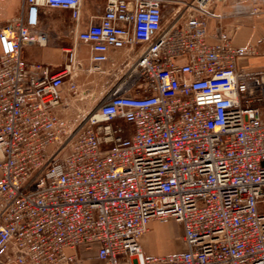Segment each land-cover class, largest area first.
<instances>
[{"label":"built area","instance_id":"2783aa9c","mask_svg":"<svg viewBox=\"0 0 264 264\" xmlns=\"http://www.w3.org/2000/svg\"><path fill=\"white\" fill-rule=\"evenodd\" d=\"M186 1L176 21L171 0H106L73 40L87 72L139 51L77 122L74 46L56 73L23 49L47 42L40 8L77 20L80 0H22L0 29V264H80L81 248L102 264H264V78L238 68L258 53L226 31L211 41L209 0ZM168 220L185 249L145 256L148 223Z\"/></svg>","mask_w":264,"mask_h":264},{"label":"crops","instance_id":"0c3cea01","mask_svg":"<svg viewBox=\"0 0 264 264\" xmlns=\"http://www.w3.org/2000/svg\"><path fill=\"white\" fill-rule=\"evenodd\" d=\"M106 0H80L79 17L73 20L70 11L63 9L40 8L39 23L37 31L44 33L47 42L44 46H28L23 49V57L29 63H41L46 65L51 72L60 71L67 62V50L74 46L76 61L80 62L81 68L76 71L77 76L89 74L88 49L89 46L80 42H73L77 33L87 29L90 25L99 22L104 13ZM22 0H0V29L4 24L15 18L21 8ZM206 8L212 14L207 18L206 26L209 39L213 40L216 31H226L235 47L253 46L257 50V56L242 59L238 62L240 66L253 63L249 68L251 72L264 75V0H209ZM256 10V12H254ZM165 16L171 18L170 5L165 9ZM214 16V17H213ZM83 49L85 52H83ZM139 47L111 51L108 61L100 65L97 74L106 79L112 67L118 63L126 69L133 61L134 55ZM256 63V64H255ZM120 66V65H119ZM117 70V69H116ZM77 77V83H78ZM114 83V82H113ZM107 90H113L112 84ZM127 134L130 126L124 125ZM176 222V221H175ZM177 234L174 237L176 248L164 252L160 247L145 245L148 231L138 240L141 251L147 257L159 255H171L183 251L185 247L178 245L176 240L182 234V226L176 222ZM79 257L82 264H102L95 254L94 248H81Z\"/></svg>","mask_w":264,"mask_h":264},{"label":"rangeland","instance_id":"374dc122","mask_svg":"<svg viewBox=\"0 0 264 264\" xmlns=\"http://www.w3.org/2000/svg\"><path fill=\"white\" fill-rule=\"evenodd\" d=\"M83 52H85L84 49ZM253 65V63H246L243 66L238 64V68L245 72H251L249 68ZM121 71H123V67L118 63L117 66L112 67L106 79L100 77L97 72L78 76L80 94L77 100L71 102V108L68 111L69 118L73 122H77L76 115L78 110L82 118L90 109H96L98 104L112 91L107 90V87L114 82L116 77H119V72ZM119 125L124 127V124L119 123ZM147 227L148 236L146 237L145 245L160 247L161 251L164 252H169L176 248L174 237L178 229L174 220L164 222L150 221Z\"/></svg>","mask_w":264,"mask_h":264},{"label":"flooded vegetation","instance_id":"af4514ba","mask_svg":"<svg viewBox=\"0 0 264 264\" xmlns=\"http://www.w3.org/2000/svg\"><path fill=\"white\" fill-rule=\"evenodd\" d=\"M170 10L175 13V20L178 21L182 14L185 12L186 8L192 4L190 1L186 0H171ZM130 67L123 69V71L119 72V77L114 79V83L112 84V89H117L120 85L124 83L125 78L128 76L130 72Z\"/></svg>","mask_w":264,"mask_h":264},{"label":"bare ground","instance_id":"6f19581e","mask_svg":"<svg viewBox=\"0 0 264 264\" xmlns=\"http://www.w3.org/2000/svg\"><path fill=\"white\" fill-rule=\"evenodd\" d=\"M263 78H264V75H263Z\"/></svg>","mask_w":264,"mask_h":264}]
</instances>
